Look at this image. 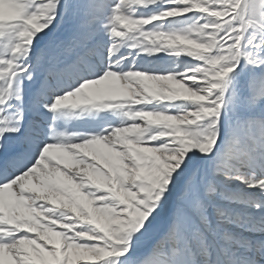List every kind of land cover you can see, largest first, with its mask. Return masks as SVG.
<instances>
[{"label": "snow or ice", "instance_id": "6c2138e0", "mask_svg": "<svg viewBox=\"0 0 264 264\" xmlns=\"http://www.w3.org/2000/svg\"><path fill=\"white\" fill-rule=\"evenodd\" d=\"M0 38V264H264V0H0Z\"/></svg>", "mask_w": 264, "mask_h": 264}, {"label": "rangeland", "instance_id": "374dc122", "mask_svg": "<svg viewBox=\"0 0 264 264\" xmlns=\"http://www.w3.org/2000/svg\"><path fill=\"white\" fill-rule=\"evenodd\" d=\"M242 2H243V0H242ZM4 23V27H5V29H7V27H8V24H9V21L7 20V19H5V21L3 22ZM0 39H2V38H0ZM260 84L259 83H257V85H256V87L259 89L260 88Z\"/></svg>", "mask_w": 264, "mask_h": 264}]
</instances>
